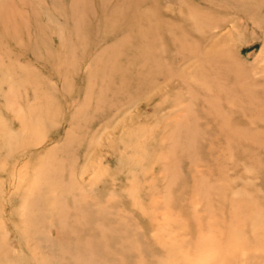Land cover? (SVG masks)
<instances>
[{
	"label": "rangeland",
	"instance_id": "obj_1",
	"mask_svg": "<svg viewBox=\"0 0 264 264\" xmlns=\"http://www.w3.org/2000/svg\"><path fill=\"white\" fill-rule=\"evenodd\" d=\"M0 264H264V0H0Z\"/></svg>",
	"mask_w": 264,
	"mask_h": 264
}]
</instances>
